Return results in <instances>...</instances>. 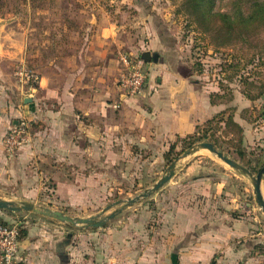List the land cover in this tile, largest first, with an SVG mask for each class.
Segmentation results:
<instances>
[{"label": "rangeland", "instance_id": "374dc122", "mask_svg": "<svg viewBox=\"0 0 264 264\" xmlns=\"http://www.w3.org/2000/svg\"><path fill=\"white\" fill-rule=\"evenodd\" d=\"M232 6L233 0H217L215 9L230 12ZM163 40L170 46L165 56L167 62L175 56L179 59L177 66H181L179 72L188 73L192 82L217 86V93L211 94V102L220 103L222 110L213 116L214 123L206 124L211 118L198 125L195 139L186 142L173 138L157 148L132 147L133 158L122 150L121 158L111 159L106 165L93 161L86 170H74L70 166V174L64 177L68 181L84 179V171L104 173L96 177L98 182L83 186L102 187V191L87 193V197H94L90 206H87L89 201L77 207L58 200L55 190L60 177L56 172L63 167L52 160L30 161L28 181L18 178V174L12 176L10 181L0 184V198L16 203L27 201L23 200L24 193L35 189L39 190L35 205L72 217L102 219L117 213L105 226L89 228L94 233L110 223L122 225L126 218L136 216L138 221L144 222L147 233L153 235L149 232L153 227L160 228L165 218L180 209L193 210L204 219L229 217L235 220L236 232H243L244 238H253L257 243L253 254L233 264H264V212L255 201L250 176L222 162L208 149L200 148L182 158L190 148L187 147L189 142L196 141L192 145L196 146L215 141L224 149V154L254 169V176L258 174L264 164V94L260 95L264 84V27L248 41L234 39L220 46L186 11L184 0H0V68H6L14 83L24 88L23 96H36L34 90L42 73L57 81L68 79V71L62 75L52 72L57 63H63L60 65L64 67H68V63L75 65L76 57L88 54L92 57L94 73L98 72L95 67L106 66L112 59L118 63L121 73V56L140 63L142 53L148 51L154 41ZM143 62V70L150 74L147 84L148 80L153 84L157 73L161 74L154 66L149 70L151 66L146 68ZM24 72L33 73L38 82L21 80ZM13 99L20 107L26 105L20 97ZM230 116L242 128L241 133L228 123ZM27 118L33 127L31 142L26 146L32 143L38 130L30 113ZM174 143L177 146L171 155L173 161L169 162L164 154ZM240 144L244 156L236 152ZM19 152L20 149L15 154ZM15 154L5 152L8 159ZM173 167V175L167 183L129 205L131 199L170 175ZM16 172L15 168L13 173ZM262 192L264 195V176ZM0 211V220L18 224L23 232L28 212ZM48 219L59 223L68 233L79 229L51 217ZM244 238H236L234 247L244 243ZM221 256L218 254L212 259L214 264Z\"/></svg>", "mask_w": 264, "mask_h": 264}, {"label": "crops", "instance_id": "0c3cea01", "mask_svg": "<svg viewBox=\"0 0 264 264\" xmlns=\"http://www.w3.org/2000/svg\"><path fill=\"white\" fill-rule=\"evenodd\" d=\"M146 50L159 54V61L146 63V68L154 66L161 75L157 73L153 84L148 80L143 95L126 99L120 96V68L115 59L95 67L96 73L88 54L76 57L75 65L57 63L52 72L62 75L68 71V79L57 81L42 73L34 97L23 96L24 88L1 67L0 184L17 174L28 181L30 161L52 160L63 167L56 172L60 177L55 190L58 200L77 207L89 201L90 206L94 197H87V193L102 191V187L83 186L98 182L96 177L104 173L84 171V179L68 181L64 177L70 174V166L86 170L93 161L106 165L121 158L122 150L133 158L132 147L157 148L173 138L192 135L198 125L222 110L220 103L211 102L217 86L192 82L188 73L179 72L175 56L171 62L165 60L170 50L167 42L154 41ZM19 97L26 104L22 108L13 99ZM26 99L32 101L26 103ZM28 113L38 130L30 145L8 159L4 138ZM15 168L18 172L13 173ZM38 192L26 191L23 200L36 203ZM48 218L29 212L25 215L17 264H214L212 259L218 254L222 256L217 264H233L253 254L257 244L253 238H244L243 232H236L232 218L204 219L186 209L172 212L160 228L149 231L153 235L136 216L124 218L122 225L110 223L99 233L83 228L68 233ZM236 238H244V243L234 247Z\"/></svg>", "mask_w": 264, "mask_h": 264}, {"label": "trees", "instance_id": "16d2710c", "mask_svg": "<svg viewBox=\"0 0 264 264\" xmlns=\"http://www.w3.org/2000/svg\"><path fill=\"white\" fill-rule=\"evenodd\" d=\"M216 1L217 0H184V7L186 11L194 17L195 21L204 32L210 33L212 38L219 41L220 46H224L234 39L248 41L264 27V0H233V6L230 12L216 11ZM263 94L264 84H262V90L260 92V95ZM249 98L256 99L257 97ZM221 116H223V114H221ZM215 120L216 118H213L206 124L210 125L214 123ZM228 123L237 128L238 133H241L242 128L233 121L231 116L228 118ZM195 136L196 134H192L179 139L186 142L187 140L195 139ZM241 141L240 139V142ZM195 142L196 141L189 142L187 147L191 148ZM212 143L219 151L224 152V149L220 148L217 142L212 141ZM176 146V143L172 144L169 151L164 154V158L169 162L173 161L171 155L174 153ZM236 152L244 156L241 150V144L238 145ZM263 166L264 164L262 167ZM244 167L251 172L255 171L245 165Z\"/></svg>", "mask_w": 264, "mask_h": 264}, {"label": "built area", "instance_id": "2783aa9c", "mask_svg": "<svg viewBox=\"0 0 264 264\" xmlns=\"http://www.w3.org/2000/svg\"><path fill=\"white\" fill-rule=\"evenodd\" d=\"M123 65L118 80L120 96L124 99L139 97L144 94L147 85V74L142 68V61L135 62L127 56H121ZM26 83L38 82L33 73H21ZM32 121L22 117L4 138V147L7 154H13L31 142ZM21 230L18 224L0 220V264H17Z\"/></svg>", "mask_w": 264, "mask_h": 264}, {"label": "water", "instance_id": "95a60500", "mask_svg": "<svg viewBox=\"0 0 264 264\" xmlns=\"http://www.w3.org/2000/svg\"><path fill=\"white\" fill-rule=\"evenodd\" d=\"M141 58H142V61H144L145 63H151V62L157 63L159 61V54L153 53L151 51H145L142 53ZM31 101H32V99H26L25 102L27 103V102H31ZM200 148L208 149L210 152L215 154L222 162H224L227 165H229L230 167H232L238 171H241L242 173L250 176V178L252 180V184H253V192L255 194V201H256L257 205L264 212V195L262 192V180H263V176H264V166L260 169L258 174L256 176H254L250 170H248L247 168L242 166L240 163H238L234 159L228 157L222 151H219L214 146V144L211 142H201V143L197 144L196 146H192L191 148L187 149L184 152L182 158L187 157L193 151H196ZM173 171H174V167H173L170 175L161 178L152 187V189H150L146 193L136 197L135 199H131L129 201V205H133L136 201L140 200L141 198H145V197L149 196L150 193L160 189L172 177ZM0 209L10 210V211H14V212L25 211V212H29V213H35V214H39V215H43L46 217H51V218L57 219V220L65 223L69 226H74V227L83 228V229L101 228V227L105 226L106 223L109 220L113 219L117 214L116 212H113V213L109 214L108 216H106L102 219H97L94 217H92V218H76V217L66 215L61 211H57V210L54 211L50 208L39 207V206H37L31 202L21 201L19 203H16L14 201L5 200L2 198H0Z\"/></svg>", "mask_w": 264, "mask_h": 264}]
</instances>
